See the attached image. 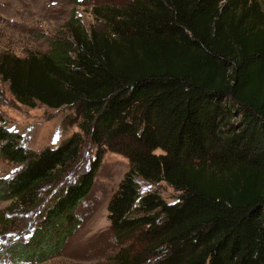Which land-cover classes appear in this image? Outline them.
Instances as JSON below:
<instances>
[{
	"label": "trees",
	"instance_id": "obj_1",
	"mask_svg": "<svg viewBox=\"0 0 264 264\" xmlns=\"http://www.w3.org/2000/svg\"><path fill=\"white\" fill-rule=\"evenodd\" d=\"M100 10L101 30L72 17L67 38L52 40L47 53L0 54V81L19 104L71 107L80 132L34 152L0 116V156L21 166L0 181V203L39 205L76 162L85 137L97 149L44 208L39 229L0 255L10 264H39L59 254L109 149L129 166L107 204L115 237L142 236L140 253L155 254L158 264H264L261 4L130 0ZM141 181L164 182L175 201L154 190L141 194ZM135 255L127 248L114 264H143Z\"/></svg>",
	"mask_w": 264,
	"mask_h": 264
},
{
	"label": "rangeland",
	"instance_id": "obj_2",
	"mask_svg": "<svg viewBox=\"0 0 264 264\" xmlns=\"http://www.w3.org/2000/svg\"><path fill=\"white\" fill-rule=\"evenodd\" d=\"M130 0H0V54L23 58L29 54H45L56 38H67L66 30L72 17L84 28L103 25L100 10L120 6ZM264 10V0H255ZM98 11V12H97ZM0 116L4 127L20 137L19 143L38 152L55 148L73 134H78L77 113L71 107L49 109L37 105L29 108L19 104L0 81ZM87 198L77 208L79 225L61 252L39 264H114L123 250L143 259V264H158L155 254L144 256L142 236L137 233L127 239L115 237L109 228L107 204L128 171V160L120 153L106 149ZM158 153V152H156ZM97 156V149L84 138L79 156L61 181L48 186L35 207L6 200L0 203V252L16 242H26L39 229L44 208L66 185L73 183ZM21 166L0 156V181L12 178ZM141 194L156 191L167 203H173L176 193L164 182H138ZM42 193V192H41ZM131 250L133 252H131ZM129 252V251H128ZM0 264H10L0 255ZM36 264V263H31Z\"/></svg>",
	"mask_w": 264,
	"mask_h": 264
}]
</instances>
